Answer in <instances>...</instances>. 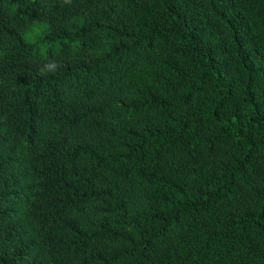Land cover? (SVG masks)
I'll return each mask as SVG.
<instances>
[{"label": "trees", "instance_id": "16d2710c", "mask_svg": "<svg viewBox=\"0 0 264 264\" xmlns=\"http://www.w3.org/2000/svg\"><path fill=\"white\" fill-rule=\"evenodd\" d=\"M0 264H264V0H0Z\"/></svg>", "mask_w": 264, "mask_h": 264}]
</instances>
